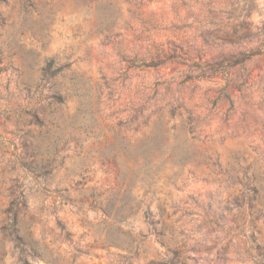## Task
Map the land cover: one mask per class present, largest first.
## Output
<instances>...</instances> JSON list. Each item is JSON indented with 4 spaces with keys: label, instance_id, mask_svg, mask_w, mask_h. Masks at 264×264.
<instances>
[{
    "label": "rangeland",
    "instance_id": "1",
    "mask_svg": "<svg viewBox=\"0 0 264 264\" xmlns=\"http://www.w3.org/2000/svg\"><path fill=\"white\" fill-rule=\"evenodd\" d=\"M19 11V0L0 1V264H22L7 213L17 196L22 228L47 249L49 261L31 264H158L161 222L184 264H264V0H53L29 16L52 12L42 41ZM252 50L242 67L205 69ZM51 58L68 65L61 124L83 127L44 179L27 164L40 159L29 142L42 154L45 141L31 115L48 105L25 84ZM164 58L175 59L137 67ZM244 174L259 179L253 202ZM122 203L130 215L108 216ZM106 238L117 245L102 247Z\"/></svg>",
    "mask_w": 264,
    "mask_h": 264
},
{
    "label": "trees",
    "instance_id": "2",
    "mask_svg": "<svg viewBox=\"0 0 264 264\" xmlns=\"http://www.w3.org/2000/svg\"><path fill=\"white\" fill-rule=\"evenodd\" d=\"M0 1L4 2V0ZM19 1V13L24 15V21L21 22L20 28L22 30H31L33 34L37 36L38 40L42 41V39L46 36V30L52 23V12H46L44 20L36 23H33V21H29V16H31L33 11L38 12L41 16L44 12L43 10L45 6H47L48 3H52L53 0H45V3L41 7V10H38V6L35 4L34 0ZM259 54L260 52H256L255 50H252L248 53H239L237 56L225 58L218 62H214L213 64H208L206 65L205 69L211 72H217L221 70L225 71L226 69L235 67L237 65H240L242 67L246 61L251 60V58ZM173 59L175 58H164L161 60L152 61L150 63L141 61L137 67L156 68L164 64L165 62L173 61ZM67 66L68 65L56 66L55 59L51 58L42 68H40L39 71L41 73V77L39 79V82L36 83L34 86H32V84L29 82L25 84L28 95L32 93V95L30 96V100H32L36 96H39V100L36 102V104L40 105L42 102H46L48 105V110H42L41 112V115L44 116L43 119H41L38 113L32 108L34 112L31 116L34 118L35 123L39 127L45 129L44 133L42 134L45 141L44 143H42L41 147L43 149L42 154H39V146L35 144L33 140L29 142V147H32L31 156H40V159L36 163L31 161L27 164V168L30 169L32 173L39 176L41 175V177L44 179H46V177L51 174L53 170V164L55 163L59 152L63 148H65L70 141H75L76 143L79 141L76 136L72 135V132L78 130L80 127H83L74 126L72 127L71 131H67L61 124L62 115L60 114L59 107L64 104L66 95L63 94V86L60 82L57 81V77L63 73L64 69H66ZM33 87L34 90L33 92H31V89ZM44 89L47 90L48 94H44ZM78 90V88H74V91ZM223 93L224 97L230 102V104H232L229 96H227L224 91ZM79 106L81 107L82 103H79ZM81 112L82 118L87 121L88 116L85 115V109H82ZM75 123H77L76 119L72 121V124ZM84 129L87 130L88 128L85 127ZM88 133H92L91 128L89 129ZM67 134H69L68 138H66ZM235 160H237V158H235ZM215 165L218 166L219 164L216 162ZM227 178L229 181L232 180L229 175L227 176ZM242 183L244 185V192L247 194L245 196L249 198V201L253 202L257 200L260 191V184L257 176L253 175L251 177H248L247 174H244L242 178ZM21 198L22 196H17V198L11 203V207L7 210V213L10 215L9 233L15 243V247L19 252V261L22 262V264H31L29 258H41L49 261L46 256L47 249L41 247L36 241H34V239L30 236V233L26 232V230H24L20 224L16 208L19 205ZM249 206L251 216H255L253 219H258L259 215L262 212V209H259L253 203H250ZM159 208V216L161 219H163L166 214L165 210L163 209L162 205H160ZM132 209L133 208H129V210H126V206L122 203L116 209H113L111 207V209L106 210V212L108 216L111 214V212H113L115 215L120 216V218H116L117 220H124L128 215L132 213ZM150 217L151 212L149 208H147L144 211V218L150 221ZM149 224L153 225L154 222L151 221ZM58 228L60 229L64 240L70 242L72 235L65 230L64 225L59 222ZM167 229L171 232V229L168 227V225L162 222L160 229H154L155 235L157 236L159 241V245L165 247L167 251V253L163 255V261L158 264H184L183 258L179 255L178 249L174 246L173 238H165V231ZM117 230H119L120 232V229L117 228ZM121 233L129 236L127 232L121 231ZM110 244L117 245V242L106 238L101 243V246L105 247Z\"/></svg>",
    "mask_w": 264,
    "mask_h": 264
}]
</instances>
